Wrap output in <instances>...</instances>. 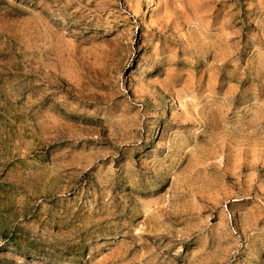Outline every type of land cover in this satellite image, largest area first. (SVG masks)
I'll use <instances>...</instances> for the list:
<instances>
[{"label":"rangeland","instance_id":"rangeland-1","mask_svg":"<svg viewBox=\"0 0 264 264\" xmlns=\"http://www.w3.org/2000/svg\"><path fill=\"white\" fill-rule=\"evenodd\" d=\"M0 264H264V0H0Z\"/></svg>","mask_w":264,"mask_h":264}]
</instances>
